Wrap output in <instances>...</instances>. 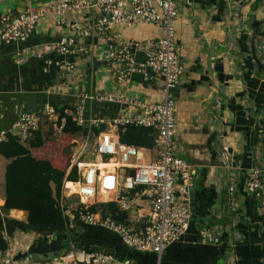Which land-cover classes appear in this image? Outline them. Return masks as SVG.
I'll return each instance as SVG.
<instances>
[{
  "label": "crops",
  "instance_id": "1",
  "mask_svg": "<svg viewBox=\"0 0 264 264\" xmlns=\"http://www.w3.org/2000/svg\"><path fill=\"white\" fill-rule=\"evenodd\" d=\"M49 1L52 0H0V13L27 12ZM174 2L178 9V18L173 24L175 42L182 47L180 60L184 70L175 92L176 154L196 167L189 232L181 242L163 251L159 259L151 254L128 253L112 234L103 235V238L86 233V237L92 238V243L109 248L120 259L131 262L128 259L132 258L138 264H264L261 236L264 207L244 193L248 172L264 167V148L255 131L256 123L264 129V117L259 114L264 107V73L257 72L251 54L254 40L255 57L264 65V38L257 36L264 28V0L254 11L252 6L256 0ZM63 18L65 24L59 25L54 15L47 14L25 44L0 47L3 128L17 118V106L27 113L37 111L44 104L75 108L82 97L102 94L153 103L161 101L162 79L159 77L146 81L130 76L123 87L117 85L105 53L108 44L105 37L77 39L80 51L76 56L60 57L47 52L46 57L53 61L66 60L74 65V74L67 77L55 67L44 71L43 63L35 57L17 62L15 55L20 49L46 52L62 37L72 38L66 23L84 29L91 28L93 23L90 12L84 9L66 13ZM115 35L129 47L135 60L142 63L163 33L155 25L138 23L134 27L115 25L110 37L114 40ZM83 105L86 122L102 121L105 123L100 126L103 131H111L119 137L120 129H110L108 124L126 113L122 104L86 100ZM55 120L56 117L47 121ZM48 125L41 124L44 136L49 135ZM52 128L50 131L60 133L55 126ZM8 162L0 156V209L5 200L4 173ZM106 199L126 212L127 223L131 225H141L147 219L149 198L143 188L123 190L117 197ZM0 217L9 242L8 251L0 254V264H44L52 255L47 254L50 252H29L38 239L34 234L18 230L12 234L6 232L5 219L25 223V212L11 210ZM206 228L219 238V245L199 242L198 233ZM79 252L82 251L73 253Z\"/></svg>",
  "mask_w": 264,
  "mask_h": 264
},
{
  "label": "built area",
  "instance_id": "2",
  "mask_svg": "<svg viewBox=\"0 0 264 264\" xmlns=\"http://www.w3.org/2000/svg\"><path fill=\"white\" fill-rule=\"evenodd\" d=\"M83 9L88 10L92 16L91 28L84 29L77 24L66 23L73 34L72 38L62 37L57 43L51 44L46 52L20 49L15 55L17 62L35 57L43 63L44 71L55 67L58 73L67 77L74 74V65L66 60L53 61L46 57L47 52L60 57L76 56L80 51L77 39L105 37L108 40L105 53L117 85L123 87L130 76H139L146 81L159 77L162 79V99L153 103L143 99L116 98L102 94L84 96L76 103L73 121L79 127L88 125L89 128H98L105 124L102 121L84 120L83 104L86 100L98 104L119 103L125 107L126 113L113 119L108 124L110 129L117 130L127 126L148 128L155 131L156 138L154 148L146 150L120 143L118 136L111 131H103L96 136L89 132L84 141L85 146L81 147L82 152L72 154L66 177L75 167L77 180L70 182L64 179L58 200L59 207L69 217L70 223L73 221L72 213L77 211L80 222L110 231L125 247L141 253H154L159 259L163 251L170 245L181 242L189 232L192 219L191 191L196 169L176 154L175 92L184 72L180 60L182 47L175 42L173 26L178 18V9L174 0H52L27 12L14 15L0 13V47L25 44L35 32L41 18L47 14L54 15L57 24L64 25L63 15ZM138 23L155 25L163 33L153 44L151 54L142 63L135 60L119 35H115L114 40L110 37L115 25L134 27ZM15 112L17 118L6 128L2 127L4 113L0 112V143L7 135L25 143L32 139L42 119L56 117L54 108L49 104L42 105L33 113L24 112L22 107L17 106ZM88 145L94 157L92 161L87 157ZM137 187L143 188L149 198L147 219L141 225L118 223L110 217L102 218L99 213L86 212L91 206L111 202L107 197H117L121 191H131ZM244 193L260 207H264V167L248 172ZM71 197H75L78 202L70 203L68 200ZM198 239L202 244H220L219 238L209 228L199 231ZM71 250L74 251L72 245ZM67 262L134 264L118 261L109 254L84 252H71L51 260V264Z\"/></svg>",
  "mask_w": 264,
  "mask_h": 264
},
{
  "label": "trees",
  "instance_id": "3",
  "mask_svg": "<svg viewBox=\"0 0 264 264\" xmlns=\"http://www.w3.org/2000/svg\"><path fill=\"white\" fill-rule=\"evenodd\" d=\"M260 1L256 0L252 6L253 11L257 9ZM257 36L264 38V28L259 30ZM260 73H264L263 64ZM53 108L56 112V120L50 123L47 119H42L39 129L33 133L32 139L21 143L11 135H7L5 140L0 143V156L9 161L5 167V200L0 209V215H6L11 210L22 211L27 214L25 223L5 219L6 232L12 234L18 230L37 236V242L34 243L29 252H50L47 254L52 255L47 257L44 264H51L54 257L69 255L72 252L71 245L75 251H82L86 254H109L116 260L125 261L109 248L98 243H92L94 242L93 239L88 240L86 233H93L97 237L99 235L103 238L112 234L128 253L156 256L154 253H141L129 249L112 232L80 222L77 211L72 213L73 221L70 223L69 217L59 207L58 200L64 179L76 182L77 175L76 168L73 167L66 177L71 153L69 151L68 156H66L62 154V151L70 150L71 146L76 144L75 141H72L75 136L80 135L86 140L89 132L96 136L104 129L100 126L98 128H89L87 125L77 126L73 121L75 109L69 105H56ZM259 114L264 117V107L259 110ZM41 124H49V132L47 133L49 135H43ZM52 126L60 131V138L56 140H53V132L50 131ZM255 126V131L259 134L264 148V129H260L257 123ZM118 138L122 144L152 150L156 133L148 128L127 126L119 130ZM252 200L257 203L254 199ZM86 212L90 214L99 213L102 218L110 217L118 223H127L126 212L121 211L115 202L91 206ZM261 236L264 239V232L261 233ZM8 249L9 242L3 233L0 217V254H5ZM128 260L138 264L132 258Z\"/></svg>",
  "mask_w": 264,
  "mask_h": 264
},
{
  "label": "rangeland",
  "instance_id": "4",
  "mask_svg": "<svg viewBox=\"0 0 264 264\" xmlns=\"http://www.w3.org/2000/svg\"><path fill=\"white\" fill-rule=\"evenodd\" d=\"M53 129V128H52ZM53 134L55 135V137L53 136V140L55 139H58V138H60V133L58 132V131H55V130H53ZM52 134V135H53ZM84 138L83 137H81L80 135H77V136H75L73 139H72V141H75L76 142V144L74 143L73 144V146H71V148H70V150H63L62 151V154L63 155H66V156H68V153H69V151H70V153H71V157H72V154L73 155H78V152H82V145L83 146H85V144H84ZM74 148V149H73ZM85 148V147H84ZM86 149H87V157H89V159L92 161V160H94V157L91 155L92 154V150H91V148L89 147V145L88 146H86ZM72 159V158H71ZM70 203H72V204H75V203H77L78 201H77V199L75 198V197H71L69 200H68ZM103 203V202H102ZM72 252H76L75 250L74 251H72ZM76 263V262H75ZM71 264H74V263H71Z\"/></svg>",
  "mask_w": 264,
  "mask_h": 264
},
{
  "label": "water",
  "instance_id": "5",
  "mask_svg": "<svg viewBox=\"0 0 264 264\" xmlns=\"http://www.w3.org/2000/svg\"><path fill=\"white\" fill-rule=\"evenodd\" d=\"M255 33H256V32H255ZM255 33H254L253 37L255 36ZM251 54H252V58H253L254 62L256 63L257 72L260 73V72H261V65H260V63L257 61V59H256V57H255V52H254V40H252Z\"/></svg>",
  "mask_w": 264,
  "mask_h": 264
},
{
  "label": "bare ground",
  "instance_id": "6",
  "mask_svg": "<svg viewBox=\"0 0 264 264\" xmlns=\"http://www.w3.org/2000/svg\"><path fill=\"white\" fill-rule=\"evenodd\" d=\"M110 167H106V169H109ZM106 195H102V197H105Z\"/></svg>",
  "mask_w": 264,
  "mask_h": 264
}]
</instances>
